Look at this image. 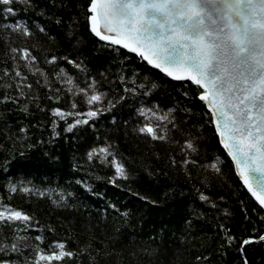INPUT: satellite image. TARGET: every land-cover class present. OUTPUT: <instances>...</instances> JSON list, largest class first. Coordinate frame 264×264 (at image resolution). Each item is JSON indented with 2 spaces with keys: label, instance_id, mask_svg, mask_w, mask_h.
<instances>
[{
  "label": "trees",
  "instance_id": "trees-1",
  "mask_svg": "<svg viewBox=\"0 0 264 264\" xmlns=\"http://www.w3.org/2000/svg\"><path fill=\"white\" fill-rule=\"evenodd\" d=\"M88 2L55 0L56 7H52L53 0H32L34 7L27 11L20 4H13L18 9L17 19H23L34 30L37 26L46 29L45 34L36 32L35 40L40 42L41 49L33 50V55L38 58L39 67L49 73L52 87H73L75 91L76 86L85 87L87 82L94 79L99 89L107 94V99L112 100L121 94L124 87L118 79L123 74L129 86L135 80L137 87L143 83L146 88H138L135 96L126 94L127 99L116 103L109 111L101 112L94 121L90 120L89 125L94 124V128L84 125L72 132H65V123L57 119L59 135L53 137L51 121L54 117L48 109L61 107L68 110L73 99L77 103L76 111H87V106L81 96L73 97L66 91L59 104L47 100L46 96L50 94L48 88L37 87L39 76L29 75V82L40 97L39 101L28 104L31 114L17 111V106L11 102L0 104V111L8 110L6 122L12 133L24 135L18 132V126L27 127L25 143L28 145L24 150L25 158L21 159L18 151L21 146L13 145L5 139V121L0 120V146L16 157L7 172L0 171V197L5 198L3 202L33 215L45 227V239L41 244L45 250L53 241L61 240H66L67 248L74 250L76 242L82 245L90 235L95 236L92 248L102 249L100 241L117 235L115 230L119 228L120 240L116 247L123 249L125 264L129 259L128 250L139 251L141 248H158L159 252L153 260L141 255L139 264H196L197 255L208 257L207 264H242L244 257L248 264H264V242L240 245L242 251L237 248V243L243 238L264 234V221L259 219L264 216V211L234 175L235 169L230 158L219 145L213 128L206 122L210 117L204 115L206 108L198 100L195 86L190 81L172 80L123 47H109L99 41L86 26L84 13ZM41 11L45 15H40ZM56 19L61 23L56 24ZM8 39L15 42L14 46L30 47L35 42L34 39L25 41L18 35L0 36V70H11L13 67L11 60L4 63V42ZM52 55L68 56L83 62V72L63 59L56 62L73 78V85L55 79V66L44 62L45 56L50 58ZM152 83L156 84L155 88L151 87ZM145 91L147 95H142ZM3 94V90H0V97ZM24 102L22 100L20 103ZM37 103L44 111L37 109ZM140 107H158L164 113L172 110L175 116L186 121V126L194 135L202 136V143L206 145V153L200 157L202 162H214L212 158L220 157L225 168L226 183L222 189L213 187L211 191L205 192L213 199H216L218 191L225 196L224 201L217 202V208L212 209L199 201L193 190L192 185L195 184L201 191H205L199 183V177L207 174L203 169L198 172L189 166L193 177L189 183L179 165L175 169L165 165L169 153L175 155L177 161L180 160L178 148H171L162 142H151L133 132V128L142 122L137 112ZM185 107L191 111L182 112ZM68 122H71V118ZM174 138L182 142L179 133H174ZM105 140L116 145L118 159L123 161L134 179L127 182L117 180L118 186L109 184L107 177L113 175V169L96 158L87 160L88 150L104 144ZM7 154L0 151V163ZM145 169L152 175L149 176ZM165 172L168 173L167 177ZM96 176L104 179L97 180ZM78 180L90 186L92 193L101 195L86 192L82 185L76 183ZM9 181L24 182L33 191L31 194L18 191L11 194L9 199L6 188ZM36 190L44 192V196L36 194ZM61 191L65 195L69 192L75 194L67 198L68 204L74 207L58 206L52 202L58 200ZM133 193L146 196L155 204ZM109 204H114L121 213L128 211L127 220L108 207ZM224 210L229 215L225 216ZM194 212L201 215L197 217ZM220 224L230 229L231 235L236 238L230 245L221 247L224 244V233ZM48 226L54 228L55 232L47 231ZM85 226L91 227V233L85 230ZM37 234L36 231L29 233L31 236ZM97 259L100 264H113L115 258ZM65 264H75V261H66ZM84 264H87L86 259Z\"/></svg>",
  "mask_w": 264,
  "mask_h": 264
},
{
  "label": "snow or ice",
  "instance_id": "snow-or-ice-1",
  "mask_svg": "<svg viewBox=\"0 0 264 264\" xmlns=\"http://www.w3.org/2000/svg\"><path fill=\"white\" fill-rule=\"evenodd\" d=\"M13 4H20L25 11L34 7L32 0H0V36L18 35L25 41L34 39L35 42L28 47L14 46L13 40H5L4 63L11 60L13 67L11 70H0V90L4 93L0 97V104L11 102L17 106V111L30 115L28 104L39 101L40 97L29 82V75L39 76L36 86L48 88L50 94L46 99L56 104L60 103L64 91L73 97L81 96L87 111H76L74 99L70 101L68 110L61 107L48 109L54 117L51 125L52 136L55 137L59 135L57 119L65 123V132H72L75 128L89 125V121H94L101 112L109 111L116 103L127 99L126 94L135 96L138 88H146L143 83L137 87L135 80L129 86L123 74L118 79L124 87L121 94L112 100L107 99V94L99 89L94 79L87 82L85 87L76 86L75 91L73 87H52L49 73L39 67L38 58L33 55V50L41 49L40 42L35 40L36 32L45 34L46 29L37 26L34 30L23 19H17L18 9ZM52 7H56L55 0ZM40 15L45 13L41 11ZM84 15L90 33L99 41L109 47H123L172 80L190 81L195 86L197 98L206 108L204 115L210 117L206 122L213 128L219 145L230 158L235 169L234 175L264 211V0H89ZM8 17L13 19L9 20ZM55 23L60 24L61 21L56 19ZM59 59L81 72L84 71L83 62L68 56L44 57L45 63L55 66V79L71 86L73 78L66 69L56 64ZM151 87L155 88L156 84L152 83ZM142 95H147V92ZM22 100L25 101L23 104L20 103ZM36 107L44 111L39 103ZM7 111H0V120L5 121L7 130L5 139L21 146L18 151L20 158L24 159V150L28 147L25 143L27 127L18 126V132L24 135L12 133L7 127ZM181 111L191 110L185 107ZM137 112L142 122L133 128V132L151 142H162L171 148H178L180 160L177 161L176 156L169 153L165 165L170 169L179 165L189 183L193 179L189 166L198 172L203 169L207 174L199 177V183L205 191L195 184L192 185L193 190L199 201L212 209L217 208V202L224 201L225 196L218 191L216 199H213L205 192L211 191L213 187L222 189L226 183L225 168L220 157L212 158L214 162H202L200 157L206 153L202 136L194 135L186 126V121L175 116L172 110L164 113L158 107H140ZM89 126L94 128V124ZM174 133L180 134L182 142L174 138ZM115 148V144L105 140L104 144L91 147L86 157L88 161L96 158L111 167L113 175L107 177V182L118 186L117 180L127 182L134 176L118 159ZM0 151L8 153L0 163V171L7 172L16 157L2 146ZM156 158L160 159L158 154ZM145 171L149 176L152 175L147 169ZM164 175L167 177L168 173ZM96 179L102 180L104 177L96 176ZM76 183L82 185L86 192L92 193L91 187L83 181L78 180ZM6 188L9 199L11 194L18 191L24 194L33 191L24 182L9 181ZM36 194L44 196V192L39 190H36ZM74 195L71 192L65 195L61 191L58 200L52 202L58 206L74 207L68 204L67 199ZM133 195L155 204V201L139 193ZM4 199L0 197V264H65L66 261L84 264L85 259L87 264H100L97 257L105 260L114 257L113 264H125L123 249L116 247L120 240L119 228L115 230L117 235L100 241L102 249L92 248L95 236L90 235L82 245L76 242L74 250L67 248L66 240L53 241L45 250L41 247L45 239V227L33 215L4 203ZM108 207L125 220L129 217L128 211L121 213L114 204ZM194 215L199 217L201 214L194 212ZM224 215H229L227 210H224ZM245 219H248L246 210ZM259 219L264 221V216ZM188 223L191 224V221ZM219 227L224 233L221 247L236 240L230 229H226L223 224ZM85 230L91 233L90 226H85ZM31 231L39 234L31 236ZM47 231L55 232V229L48 226ZM254 241L264 242V234L243 238L237 243V248L242 251L240 245ZM158 252V248H141L139 251L129 249L127 264H133L134 261L139 264L141 255L153 260ZM195 261L196 264H207L208 257L197 255ZM242 264H248L246 257Z\"/></svg>",
  "mask_w": 264,
  "mask_h": 264
}]
</instances>
